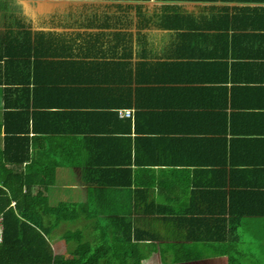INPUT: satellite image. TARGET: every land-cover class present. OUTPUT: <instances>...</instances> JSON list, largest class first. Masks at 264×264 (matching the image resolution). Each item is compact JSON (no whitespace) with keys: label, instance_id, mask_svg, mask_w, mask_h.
Segmentation results:
<instances>
[{"label":"crops","instance_id":"1","mask_svg":"<svg viewBox=\"0 0 264 264\" xmlns=\"http://www.w3.org/2000/svg\"><path fill=\"white\" fill-rule=\"evenodd\" d=\"M11 5L33 46L0 37V158L34 217L106 224L80 255L118 232L142 264L263 262L264 0Z\"/></svg>","mask_w":264,"mask_h":264},{"label":"trees","instance_id":"2","mask_svg":"<svg viewBox=\"0 0 264 264\" xmlns=\"http://www.w3.org/2000/svg\"><path fill=\"white\" fill-rule=\"evenodd\" d=\"M13 1L0 0V10L4 15L3 19L7 21L0 37H3V43L9 42L12 49L21 48V55L25 56L32 52L33 36L31 30L25 29L26 25L19 20L22 10L12 11L11 4ZM59 1L77 2V0ZM5 125L12 126L14 124L7 118ZM2 148L3 146L0 144V150ZM0 167H2L0 175L2 185V187L0 186V218H2L1 225L3 227L0 242V264H96L97 262L100 264V259H103L104 256L107 257V264H142L141 258L132 252L133 249L129 250V245L132 243L131 234L125 239L124 234L118 232H115L109 239L103 238L100 244V240H97L96 247L98 249L96 251L92 248L91 252H84L80 255L77 248L81 250L84 247H89L91 243V240L86 237L88 236L89 221L85 224L81 223L84 221H68L63 218L65 214L59 212L63 209L75 211L79 206L77 204L69 206L63 204L46 209L45 214L51 218L49 221H44V217H34L32 212L36 209V198L39 196L34 195L33 189L30 187L31 174L28 173V170L27 172L22 169L18 172L14 171V166L2 158H0ZM13 203H15L14 206ZM260 203L264 206V193L260 195ZM64 225L66 229L63 230L64 233L61 237L67 243H75L68 248L69 258L56 255L52 249V241L61 239L58 232ZM77 256L79 261H77Z\"/></svg>","mask_w":264,"mask_h":264},{"label":"rangeland","instance_id":"3","mask_svg":"<svg viewBox=\"0 0 264 264\" xmlns=\"http://www.w3.org/2000/svg\"><path fill=\"white\" fill-rule=\"evenodd\" d=\"M12 3H14V1L12 2ZM13 10H15L16 12L18 11V8H16V7H13V9H12V11ZM79 209H80V207H78L77 208V212L79 211ZM48 221L49 220H51V218H48L47 219ZM82 221H84V222H81L82 224L84 223H87V221H89V220H87V218L85 217L84 219H82ZM101 224H102V226L104 227V229L106 230V234H108V232H109V228L106 226V224H103V222H101V223H99V224H96V222H92V221H89V225H88V239H90L89 238V236L91 237V239H95V237L96 236H99V235H101V230H102V226H101ZM66 229V226L64 225L63 226V228H61V230L58 232V236L60 235V234H62L64 231L63 230H65ZM105 234V235H106ZM104 237V236H103ZM102 237V238H103ZM146 246H148V245H146ZM52 249H53V251H54V253L56 254V255H62V256H64V257H68V253H67V245H66V243H65V241H64V239H60V240H58V239H54L53 241H52ZM140 251H143V250H146L147 249V247H145V246H139V248H138ZM138 257H140L141 259H144L145 257H147V254H145V253H143L142 255H140V256H138ZM262 257H264V255H262ZM73 258V257H72ZM152 259H153V257H152ZM194 260H192V261H184V262H186V263H192ZM206 261V260H205ZM214 262H219V260L218 259H216ZM183 264V263H182ZM194 264H201L200 262L199 263H197V262H195ZM246 264H264V261L263 262H257V261H251V262H249V263H246Z\"/></svg>","mask_w":264,"mask_h":264},{"label":"built area","instance_id":"4","mask_svg":"<svg viewBox=\"0 0 264 264\" xmlns=\"http://www.w3.org/2000/svg\"><path fill=\"white\" fill-rule=\"evenodd\" d=\"M132 114H131V111H129L128 113H126V116L127 117H130Z\"/></svg>","mask_w":264,"mask_h":264}]
</instances>
